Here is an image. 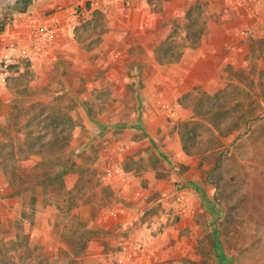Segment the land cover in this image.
<instances>
[{
	"label": "rangeland",
	"instance_id": "1",
	"mask_svg": "<svg viewBox=\"0 0 264 264\" xmlns=\"http://www.w3.org/2000/svg\"><path fill=\"white\" fill-rule=\"evenodd\" d=\"M176 1L121 58L98 49L95 10L0 83V264H264V0ZM201 43L195 76L172 79ZM67 159L63 188L25 187Z\"/></svg>",
	"mask_w": 264,
	"mask_h": 264
},
{
	"label": "crops",
	"instance_id": "2",
	"mask_svg": "<svg viewBox=\"0 0 264 264\" xmlns=\"http://www.w3.org/2000/svg\"><path fill=\"white\" fill-rule=\"evenodd\" d=\"M85 1L88 0H31L27 7V11L31 12L37 18L43 19L45 16L49 15L50 11L60 9V14L62 15L69 11L70 5L83 4ZM101 1L107 6V12L103 14L104 16L101 29L97 34V36L100 38L98 49H102L103 52L107 53L108 55L114 53L115 56H120V58L129 52V45L123 43L122 36L125 31L131 29V31L137 36V40L139 42L151 41L156 25L168 22L169 19L179 15L181 10L178 7L176 0H157V5L155 0L143 1L140 5L133 9H122L121 0ZM154 6L158 7L154 9ZM17 18L15 17V20ZM62 22L65 23L66 19H64ZM141 34L145 36L140 37ZM121 46H126L127 49H124ZM184 49L185 50L183 53L174 60L176 62L165 63L171 64V66L174 65L177 67H183L181 73L176 72V74H173L174 78L172 79H182L183 76L186 78L194 77L195 66L198 65L202 59L204 60V58H207L204 57L202 53L203 51L207 50L205 49L203 43L197 46V48L194 50H191L189 47H185ZM142 59L144 60V57H142ZM210 59H212V57H210ZM154 64L160 66L165 65L155 61ZM160 75V73L157 74V76ZM118 76V80L112 82H118V84H120L121 90L119 93L116 91L113 92L114 94L111 96H118L119 94V96L122 98H126L130 94L128 90L129 79L122 74H118ZM140 92L146 95L149 91L146 87H143L140 89ZM146 120L149 122L148 126H150L154 121H150L147 117Z\"/></svg>",
	"mask_w": 264,
	"mask_h": 264
},
{
	"label": "built area",
	"instance_id": "3",
	"mask_svg": "<svg viewBox=\"0 0 264 264\" xmlns=\"http://www.w3.org/2000/svg\"><path fill=\"white\" fill-rule=\"evenodd\" d=\"M147 0H123L126 8H135ZM0 0V18L7 11ZM95 10L107 12L101 0H88L83 4L70 5L69 11L60 14V9L50 11L43 19L31 12H13L15 26L11 31L0 30V83L5 81L9 72L23 61L44 60L54 49L61 33L73 30L80 22L91 17ZM66 19V22L62 21ZM166 107V105H164Z\"/></svg>",
	"mask_w": 264,
	"mask_h": 264
},
{
	"label": "trees",
	"instance_id": "4",
	"mask_svg": "<svg viewBox=\"0 0 264 264\" xmlns=\"http://www.w3.org/2000/svg\"><path fill=\"white\" fill-rule=\"evenodd\" d=\"M31 0H15V4H20L19 8L16 9V12H22L25 11L28 7V5L30 4ZM12 14H4L1 18H0V30L3 29L5 22L9 23L10 21H12ZM5 19V20H4ZM63 130H52L51 131V136L53 137V139L51 140V142H56L57 144H59V146H66L65 141H63V138H65L62 134H63ZM67 134V133H65ZM49 142V145H52V143ZM48 145V144H47ZM28 153H37V154H41L42 159H41V163H49L52 160L49 159V155H47V153L42 154V152L40 150L35 149V145L33 144H29L28 145V149H27ZM44 163V164H45ZM70 165V166H68ZM71 166H73V160L72 159H67L64 163V166H62L63 168L61 170L55 171L53 173H45L43 174L41 177H39L40 179L36 180V181H24L25 187H27L29 184L30 185H36V184H43L44 182H46V180L49 179H54L57 178L59 180V185L57 187V189H61L63 188V175L64 173H66L68 171V169H71ZM72 207H74V205H72L69 209H71ZM82 242L80 246V249L84 247V240H81ZM73 254H79L74 252ZM1 264H17L14 261H10V260H5L4 262H1Z\"/></svg>",
	"mask_w": 264,
	"mask_h": 264
}]
</instances>
